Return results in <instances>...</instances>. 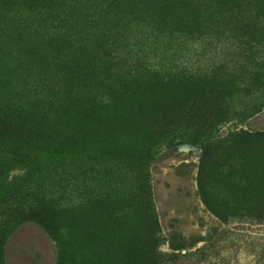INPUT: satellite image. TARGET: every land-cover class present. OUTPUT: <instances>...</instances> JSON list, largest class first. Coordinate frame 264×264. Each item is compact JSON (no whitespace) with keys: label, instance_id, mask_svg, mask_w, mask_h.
<instances>
[{"label":"rangeland","instance_id":"1","mask_svg":"<svg viewBox=\"0 0 264 264\" xmlns=\"http://www.w3.org/2000/svg\"><path fill=\"white\" fill-rule=\"evenodd\" d=\"M215 66L221 121L197 136L174 97L164 125L163 72ZM237 130H264V0H0V264H56L52 233L63 264H264V141ZM40 194L49 232L16 216Z\"/></svg>","mask_w":264,"mask_h":264},{"label":"trees","instance_id":"2","mask_svg":"<svg viewBox=\"0 0 264 264\" xmlns=\"http://www.w3.org/2000/svg\"><path fill=\"white\" fill-rule=\"evenodd\" d=\"M251 63V62H250ZM254 66L256 64L254 63ZM220 68L215 66L213 69H211L209 72L205 71L203 75H199L198 73L194 72H187L186 70H183L181 72H163V76L161 77H176L175 80L180 79V81H174V83L171 85L173 89L171 92H178L177 95H173L171 93V98L169 100V105H167L166 108L162 109L161 112L166 115L164 118V125L168 124V122H172L170 120V110H171V102L175 100L174 97L179 98L183 97V105H185L186 99H189L191 97V103H190V109H191V119L195 121L194 127H197L196 129L197 136H205L204 130H210L211 124L214 120H216L214 123L217 124L221 121V117L226 114L224 113V110H226V107L221 106L223 104V93L221 85H217L219 77L220 76H229L231 77L230 72H224L222 75H219L218 69ZM249 73L254 75L255 74V68L249 69ZM220 71V70H219ZM221 72V71H220ZM203 91V93H198L197 98H195L194 91ZM206 90V91H205ZM213 91V92H212ZM164 102H161V105ZM158 112V111H157ZM155 119V117H154ZM204 129V130H203ZM234 135H237L238 137L243 138L247 142L251 143H259L264 141V130L260 131H241L237 130ZM68 140H61V142H64L63 146L67 145ZM12 195L16 194V197L19 195V191H12ZM38 198L33 199V205H29V207L25 210L23 208L19 209L16 212V216L19 220L33 218L34 220L39 221L44 228L49 232L51 229V224L49 222L52 210H46L44 207L45 202H48L47 199H45V196L40 194L37 196ZM15 208L12 206L9 211L13 212ZM149 219H150V212H149ZM50 228V229H49ZM54 232V231H53ZM51 234V233H50ZM52 233V237L55 243V250L57 255V261L56 264H63L64 262V243L61 241L59 236ZM171 249H178L181 248V245L177 244H171L169 245Z\"/></svg>","mask_w":264,"mask_h":264}]
</instances>
